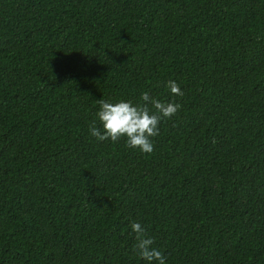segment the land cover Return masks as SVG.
<instances>
[{"label":"trees","instance_id":"16d2710c","mask_svg":"<svg viewBox=\"0 0 264 264\" xmlns=\"http://www.w3.org/2000/svg\"><path fill=\"white\" fill-rule=\"evenodd\" d=\"M143 92L181 105L151 153L91 135ZM133 222L264 264V0H0V264H149Z\"/></svg>","mask_w":264,"mask_h":264},{"label":"clouds","instance_id":"9594fccd","mask_svg":"<svg viewBox=\"0 0 264 264\" xmlns=\"http://www.w3.org/2000/svg\"><path fill=\"white\" fill-rule=\"evenodd\" d=\"M167 87L173 95L183 97L184 92L176 81L169 80ZM141 100L143 103L133 104L132 101L120 100L113 103L100 99L97 117L102 129L93 121L89 126L91 135L99 141L118 142L124 138L128 147L151 153L154 150L151 138L159 135L161 120L174 116L181 105L156 99L148 92L141 94ZM131 229L135 233L134 249L139 257L149 264H166V256L153 247L155 241L147 229L139 222H133Z\"/></svg>","mask_w":264,"mask_h":264}]
</instances>
